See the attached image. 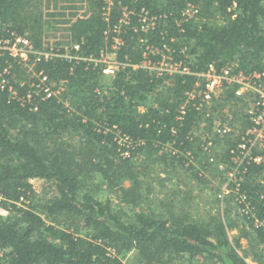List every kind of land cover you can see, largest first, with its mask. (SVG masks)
I'll return each mask as SVG.
<instances>
[{"label":"trees","instance_id":"16d2710c","mask_svg":"<svg viewBox=\"0 0 264 264\" xmlns=\"http://www.w3.org/2000/svg\"><path fill=\"white\" fill-rule=\"evenodd\" d=\"M85 1L84 14L62 21L69 39L56 43H79L73 53L80 58H43L29 72L8 53L0 55V72L9 68L13 75L9 85L0 86V207L9 212L0 216V264H123L119 256L132 249L138 252L137 264H248L238 250L241 239L264 244V164H243L237 196L245 198L237 207L250 213L237 212L243 224L232 241L226 220L195 219L181 200L160 199L169 204L165 212L145 209L154 199L144 191L148 173L136 159L142 154L158 163L156 155L162 153L166 168L179 164L199 183L205 180L194 164L186 166L189 153L209 163L201 134L210 132L213 120L204 115L218 111L229 119L224 108L241 99L230 92L202 111L188 102L181 120L180 106L195 89L197 73L210 64L264 70V0H113L109 12L106 0ZM42 2L0 0V38L16 32L39 50L50 49L42 46L58 20L45 17ZM189 5L197 10L193 16L184 14ZM124 7L127 24L121 22ZM143 9L158 16L149 32L141 31ZM114 29L119 32L106 33ZM114 37L122 42L117 51L121 67L106 82L100 66L88 57L98 56ZM142 38L162 49L170 45L189 73L157 77L148 69H133L130 64L142 61ZM39 72L52 82H67L63 100L43 98ZM236 104L229 108L231 124L241 120V130L224 137V152L215 156L218 169L220 163L232 166L230 150L251 125L233 109ZM167 146L176 153L165 151ZM127 151L130 156H122ZM32 179L53 182L54 196L37 198ZM97 193L116 194L124 208ZM130 204L135 206L131 211ZM84 228L87 235H79Z\"/></svg>","mask_w":264,"mask_h":264},{"label":"built area","instance_id":"2783aa9c","mask_svg":"<svg viewBox=\"0 0 264 264\" xmlns=\"http://www.w3.org/2000/svg\"><path fill=\"white\" fill-rule=\"evenodd\" d=\"M106 1L108 3L107 12H109L113 1ZM188 8L184 12L185 15L193 16L197 13L195 7L192 11ZM140 21L141 31L149 32L156 27L158 16H153L150 12L143 9ZM121 22L126 24L129 22V11L126 7L123 8ZM115 32L118 33V29L110 30L106 33L111 35ZM139 40L144 45L142 61L139 64H130L133 69L142 67L155 73L157 77L172 76L176 73H189V70L182 68L181 62L174 58V51L170 45H165V49H162L159 46L147 44V40L144 38ZM171 41L175 40L171 39ZM121 43L120 37H114L111 46L103 49L98 56L92 54L88 57V60L99 65L103 75L110 78L115 77L121 67V63L117 57V51ZM79 49V43L67 42L58 47L52 46L50 49L39 50L27 35L16 32H12L8 38H0V55L8 53L15 61L26 66L29 72L33 71L36 63L43 58L47 59L51 56L69 59L80 58V56L73 53L74 51H79ZM152 56H157L158 60L154 61ZM38 76L40 78L38 87L43 93V98L64 99L67 90L66 81L52 82L43 72H39ZM197 76L198 80L195 89L187 93L186 101L180 106L181 113L178 119H183L188 102H192L197 110L202 111L215 100H223L230 92H232L236 99H245L247 101L246 116L251 125L246 129L245 135L240 138L241 141H239L237 148L230 150L233 162L232 166H227L224 163L219 164L221 169L227 171L229 185L234 183V192L238 194L241 182L244 180V173L246 172V169H243L244 162L253 161L257 164H264V70L245 72L236 63H231L222 68L210 64L207 71L197 73ZM12 78L13 75L10 73L9 68H5L0 72V86L4 88L7 84L9 85ZM10 92L13 95L17 94L15 90L13 91L12 86L10 87ZM214 131L220 137H224L230 131V128L224 122L218 121ZM261 148L263 149L262 152ZM173 151V153H176L175 150ZM188 155L191 156L189 157L190 161L194 159L191 153ZM262 174L264 175V168ZM230 192L231 190L226 188L220 195ZM241 197L237 196V203L243 202L245 197ZM240 213L244 216L249 215L250 210L242 208ZM255 223L261 225L259 220H255Z\"/></svg>","mask_w":264,"mask_h":264},{"label":"rangeland","instance_id":"374dc122","mask_svg":"<svg viewBox=\"0 0 264 264\" xmlns=\"http://www.w3.org/2000/svg\"><path fill=\"white\" fill-rule=\"evenodd\" d=\"M113 1V0H112ZM42 8L47 19L51 20H58V24L56 25V29H52L48 32V36L44 40L43 48H51L52 46H56L57 42L68 40L67 37V30L66 24L62 23L68 17H71V14L75 13L77 15H82L87 11L86 1L85 0H43ZM194 7L189 5V10L192 11ZM64 14V15H62ZM61 21V22H60ZM110 77L105 76L103 77L104 81L108 82ZM221 100H215L211 105L207 107H211L212 105L220 102ZM237 104H236V103ZM245 99H241V101H230L229 106L224 108V114H228L229 119H225L218 111L212 113H205L204 117L212 118L211 123V130L208 133L202 132V145L204 152L208 153L209 163L206 165V160H203V163L198 162V159H193L189 163H186L188 166L190 163L195 165V170H198L199 176H204V181L198 182L197 179L192 178L190 175L192 172L186 171L182 166L179 164L177 165H169L166 168L165 160H163L162 153H158L156 156L160 157V159L155 163H153V159L147 158L146 155H140L137 157V162L142 163L146 167V172L148 173L146 176V187L144 191L148 193V198H153L154 203H151L149 200V204L145 205V209L149 211H158L165 212L168 208L169 204L165 202H160V199L168 198L173 200V203L181 200L183 201L184 209L193 216L195 219L198 220H207L211 216H217L223 221L226 220L227 225L229 226L228 233L230 239L234 241L235 237L240 234V228L242 227L243 221L241 220V216L237 213L240 211L238 210V203H237V194L234 192V183L229 185V178L226 174H222L221 169L215 163L216 159L215 156L221 155L226 146V141L224 137H220L214 131L216 124L218 121L224 122L229 128L230 131L226 134H236L240 131L238 128H241V123L238 120H235L234 124H231L232 113L229 111V108L232 104H236L233 108L239 111L241 114L240 116L246 115V104ZM141 110L143 107L141 106ZM225 116V115H224ZM239 116V117H240ZM205 124V123H204ZM203 124V125H204ZM200 134V133H199ZM217 136V137H216ZM219 137V138H218ZM223 138V140H222ZM216 140V141H215ZM207 142L204 144V142ZM219 142V145L217 143ZM215 142V143H214ZM217 145V146H216ZM207 148V149H206ZM174 152L172 147L167 146L165 151ZM261 148V152H262ZM160 154V155H159ZM122 156L128 157L130 156V152L127 151L122 153ZM139 158V160H138ZM205 162V163H204ZM150 166H148L149 164ZM210 164V165H209ZM142 165V167H143ZM95 181V180H93ZM34 190L37 193V198L40 199H48L54 196L55 194V186L53 182L47 181L44 179H32L31 180ZM99 183L97 179L96 184ZM148 184V185H147ZM124 185L126 187L131 186V181H125ZM100 188L103 189V185H99ZM230 189L231 192L225 195H220L224 189ZM98 190V187H96ZM177 192V193H176ZM177 194L178 197L174 194ZM100 198H112L114 203L119 208H124V204L121 203L116 194L114 193H97ZM131 205V204H130ZM168 205V206H167ZM174 205H171L173 208ZM176 206V205H175ZM135 206L131 205L129 208L130 211ZM179 211L180 205L176 207ZM125 212L129 214L128 208H125ZM8 211L2 207H0V216L6 217L8 215ZM127 214L124 217H127ZM88 229L84 228L78 232L79 235H87ZM239 253L242 256H245L248 264H264V244H258L256 241L250 242L247 238L241 239V246L239 247ZM2 253L0 252V255ZM123 264H137L138 259V252L136 249H132L129 251L125 256H119ZM199 261H202V258H198ZM210 264V263H209Z\"/></svg>","mask_w":264,"mask_h":264}]
</instances>
